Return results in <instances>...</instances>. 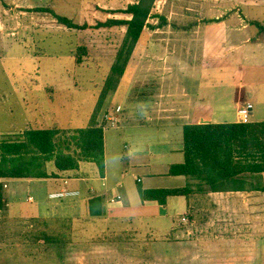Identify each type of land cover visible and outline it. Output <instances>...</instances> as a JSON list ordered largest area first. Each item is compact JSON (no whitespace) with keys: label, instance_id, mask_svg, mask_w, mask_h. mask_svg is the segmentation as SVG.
<instances>
[{"label":"crops","instance_id":"crops-1","mask_svg":"<svg viewBox=\"0 0 264 264\" xmlns=\"http://www.w3.org/2000/svg\"><path fill=\"white\" fill-rule=\"evenodd\" d=\"M162 1L167 0L155 4ZM211 1H194L198 14L210 16L188 26L184 41L152 42L143 34L121 80L127 90L116 99L120 83L101 108L96 104L89 125L59 126L45 114L29 119L28 109L23 124L0 119V143L31 127L73 131L93 123L104 128L105 139L103 173L91 161L68 171L49 162L53 176L0 179L9 199L7 211L0 212V264H264L259 230L240 225L245 209L253 211L264 201V191H194L169 196L165 205L141 197V189L195 184L170 172L185 163V125L237 123L240 105L264 103V0ZM164 10L157 8L161 14ZM197 31L202 32L199 38L191 33ZM231 55L239 58L235 64ZM226 87L233 89L231 95ZM101 92L102 87L96 101ZM22 100L27 104L26 97ZM118 106L119 125L112 127L107 116ZM230 106L234 117L228 119ZM66 179L67 188L80 194L53 199ZM38 229L60 242H37Z\"/></svg>","mask_w":264,"mask_h":264},{"label":"rangeland","instance_id":"rangeland-1","mask_svg":"<svg viewBox=\"0 0 264 264\" xmlns=\"http://www.w3.org/2000/svg\"><path fill=\"white\" fill-rule=\"evenodd\" d=\"M137 1L0 0L1 121L8 125L23 124L24 112L28 109L29 119L35 115L38 120L45 114L51 123L56 122L59 126L76 128L89 125L87 123L95 112L96 104L97 107L100 105L101 94L96 101L97 89L104 88L126 34L124 29H67L59 26L50 12L35 11L36 8L52 9L78 24L94 26L100 19L129 18L126 15L107 14L103 10L126 9ZM175 1L176 5H172L173 0L155 4L144 32L150 41L162 38L184 41L190 36L188 26L204 23L210 16L197 13L195 0ZM159 5L165 7L162 14L157 11ZM167 7L170 8L166 12ZM172 8L176 13L171 14ZM167 24H172V27L163 28ZM191 33L196 38L202 35L201 31ZM141 51H137V56L141 55ZM74 58L78 60L77 66ZM238 59L232 55L229 57L234 64ZM136 82L140 83L139 80ZM120 85L116 99L122 97L128 88L127 82ZM226 88L231 95L233 89ZM24 89L25 95L21 93ZM23 97L27 98V104L23 103ZM232 98L229 97L230 102ZM226 111L228 119L234 117V107L230 106ZM251 119L264 122V103L254 107ZM64 132L66 134L67 131ZM259 202L261 205L253 211L245 209L240 225L243 230L251 227L258 229L263 246L264 201ZM200 218L204 220L203 216Z\"/></svg>","mask_w":264,"mask_h":264},{"label":"trees","instance_id":"trees-1","mask_svg":"<svg viewBox=\"0 0 264 264\" xmlns=\"http://www.w3.org/2000/svg\"><path fill=\"white\" fill-rule=\"evenodd\" d=\"M156 1L138 0L126 9L103 10L107 14L126 15L129 18L100 19L94 26L78 24L52 9L36 8L35 11L50 12L59 26L71 30H126L101 92V108L107 95L117 90L125 76L135 49L148 27L147 22ZM64 131L31 127L20 134L5 137L0 143V179L53 176L47 170L49 162H54L58 170L68 171L77 169L80 161H91L103 173L104 128L93 123L86 128L67 131L66 134ZM183 135L185 163L172 166L170 172L172 175H184L194 180L195 184L189 183L182 189H141L143 200H155L165 205L169 196L189 195L194 191L203 194L248 189L264 191V122L187 124L183 127ZM8 204L5 184L0 182V212H6ZM36 231L38 233L34 238L37 242H60L58 236H51L49 232L39 229Z\"/></svg>","mask_w":264,"mask_h":264},{"label":"built area","instance_id":"built-area-1","mask_svg":"<svg viewBox=\"0 0 264 264\" xmlns=\"http://www.w3.org/2000/svg\"><path fill=\"white\" fill-rule=\"evenodd\" d=\"M253 110H254V105L251 102H245L242 105H240L237 111L238 123H250ZM121 112H122V107L118 106L116 112L113 115L107 116V119L112 127L119 125V114ZM68 184H69V180L68 179L64 180V188L60 190V192L53 194L52 198L53 199L71 198L74 196H78L80 194L79 191L70 190L69 188H67ZM117 198L120 199L121 197L118 196ZM30 199L32 198L30 197ZM112 201H115V199H113ZM182 221L186 222L187 218L184 216L182 218Z\"/></svg>","mask_w":264,"mask_h":264}]
</instances>
